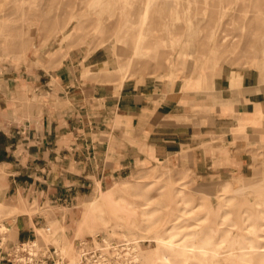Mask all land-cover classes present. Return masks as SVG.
Masks as SVG:
<instances>
[{"label": "rangeland", "instance_id": "1", "mask_svg": "<svg viewBox=\"0 0 264 264\" xmlns=\"http://www.w3.org/2000/svg\"><path fill=\"white\" fill-rule=\"evenodd\" d=\"M259 1L0 0V53L9 60L25 58L38 40L45 45L46 54L62 59L67 54L64 48L71 45L86 57L98 52L107 58L99 66L111 69V74L101 70L105 79L155 76L205 89L222 68L255 67L264 71V0L262 9ZM160 27L164 29L160 31ZM155 35L161 39V49L178 51L174 66L160 69L153 60L144 67L150 62L148 54L159 48L147 45ZM115 39L120 43L129 39L141 42L132 60H123ZM58 47L59 52L51 53ZM168 72H175L176 78L166 76ZM89 73L87 68L85 74ZM259 155L255 175L236 184L208 186L188 167L155 165L143 167L87 198L67 203L41 207L35 200L27 209L8 210L14 196L7 199L3 195L0 221L17 217L20 212L33 215L39 220V240L55 244L73 263L81 261L84 248L90 263L96 264H264V153ZM2 172L6 177L4 169ZM94 200L98 201L94 217L88 218ZM46 225L52 228L49 234L44 230ZM8 232L12 237L10 228ZM204 242L214 248L206 256L190 247ZM242 244L246 251L249 246L260 248L238 255ZM230 248H236V253L230 255L234 251L228 252Z\"/></svg>", "mask_w": 264, "mask_h": 264}, {"label": "crops", "instance_id": "2", "mask_svg": "<svg viewBox=\"0 0 264 264\" xmlns=\"http://www.w3.org/2000/svg\"><path fill=\"white\" fill-rule=\"evenodd\" d=\"M35 42L22 59L0 53V198L14 196L8 210L87 198L155 165L188 167L208 186L255 175L264 71L222 68L205 89L155 76L109 80L98 52L86 57L69 45L60 59ZM6 221L11 243L38 237L33 215Z\"/></svg>", "mask_w": 264, "mask_h": 264}, {"label": "bare ground", "instance_id": "3", "mask_svg": "<svg viewBox=\"0 0 264 264\" xmlns=\"http://www.w3.org/2000/svg\"><path fill=\"white\" fill-rule=\"evenodd\" d=\"M177 3H179L180 2V0H175ZM207 1V0H206ZM202 3H203V1H202ZM160 5H163V4H161V3H159ZM208 4V3H207ZM258 4H259V6L261 7V6H263V1L262 0H260L259 2H258ZM175 6V5H174ZM202 6V5H201ZM204 6H205V4H204ZM206 7V6H205ZM187 8V7H186ZM203 10H204V8H202ZM261 9H262V7H261ZM185 10H189L188 8L187 9H185ZM198 10V9H197ZM201 10V9H200ZM79 11V10H78ZM174 11H176V9L174 10ZM202 11V10H201ZM163 12V11H162ZM176 12H178L179 13V15H181V11H176ZM187 12H189V11H187ZM187 14V13H186ZM189 14V13H188ZM191 14V13H190ZM194 14V13H193ZM178 14H177V18H180V16H179ZM197 15V14H196ZM257 17H258V15L257 14H255ZM83 16V15H82ZM254 17V19H256L257 17ZM188 17V16H187ZM190 17H192V16H190ZM193 17H194V15H193ZM192 17V18H193ZM211 17H212V15H211ZM213 17H214V15H213ZM176 18V17H175ZM189 18V17H188ZM259 18V17H258ZM258 18H257V20H258ZM211 20H212V18H211ZM178 21V20H177ZM191 21V20H190ZM260 22H261V20H260ZM180 23V22H179ZM190 23V22H189ZM212 23V22H211ZM211 23L209 24V26H211ZM183 24V23H182ZM104 25V24H103ZM179 25V24H178ZM189 25V24H188ZM213 25H215V24H213ZM109 26V25H108ZM186 25H184V27H185ZM191 26V25H190ZM113 27H116V26H114L113 25ZM183 27V26H182ZM185 28H187V26L185 27ZM188 28H189V26H188ZM162 29H164L163 27H160V31L162 30ZM177 29V28H176ZM192 29V28H191ZM106 30V29H105ZM180 30V29H179ZM185 30V29H184ZM184 30H183V32H184ZM263 30V29H262ZM110 31V30H109ZM190 31V30H189ZM189 31H188V34H190L189 33ZM192 31V30H191ZM111 32V31H110ZM180 33H182V30H181V32ZM108 35H109V33H108ZM208 35V34H207ZM248 35V34H247ZM106 37H107V35H105ZM227 36H230V35H227ZM252 36V35H251ZM232 37V36H231ZM231 37L230 38H228V40H230L231 39ZM111 38V37H110ZM187 38H188V36H187ZM224 38H225V36H224ZM233 38V37H232ZM107 39V38H106ZM109 39V38H108ZM157 39H159V36H157V35H155L152 39H151V41L147 44L148 45V47H151V46H155V47H159L160 45H161V43H160V41H161V39H159V40H157ZM206 39V38H205ZM222 39V38H221ZM252 39V38H251ZM259 39V38H258ZM113 40V39H112ZM211 40V39H210ZM225 40H227V38L225 39ZM232 40H234V39H232ZM231 40V41H232ZM250 40V39H249ZM248 40V41H249ZM104 41H106V40H104ZM103 41V43H105ZM111 41V40H110ZM212 41V40H211ZM251 41V40H250ZM258 41V40H257ZM106 42H108V41H106ZM228 42V41H227ZM234 42H235V40H234ZM237 42V41H236ZM255 42H256V40H255ZM211 43V42H210ZM222 43V42H221ZM220 43V44H221ZM225 43V42H224ZM229 43H231V42H229ZM241 43V42H240ZM259 43H261L262 44V42H260L259 41ZM115 44H117L118 45V47H117V51L122 55V57H123V60L124 59H126V63L128 62V61H130V60H132V58H133V56L137 53V51L136 50H134V49H136V48H139V46H141V42L140 41H138V39L136 40V41H131V39H129V40H127V41H125V42H123V43H120L119 42V39H115L114 40V45ZM120 44V45H119ZM126 44H128V46L126 45ZM205 44H206V42H205ZM233 43H231L230 45H232ZM236 44V43H235ZM234 44V45H235ZM238 44V43H237ZM236 44V45H237ZM248 44V43H247ZM104 45V44H103ZM213 45V44H212ZM209 46V45H208ZM227 46V45H226ZM229 46V45H228ZM252 46V45H251ZM236 47V46H235ZM248 47V46H247ZM255 47V46H254ZM133 48V49H132ZM228 48V47H227ZM226 48V49H227ZM253 48V47H252ZM225 49V50H226ZM244 49H246V47L244 48ZM254 49V48H253ZM259 49V48H258ZM212 50V49H211ZM237 52V51H236ZM235 52V53H236ZM130 53V55L129 56H127V54H129ZM174 53V54H173ZM203 53V52H202ZM134 54V55H133ZM178 55V51H175V52H172V51H170V50H166V49H161L160 47L159 48H156V51L154 52V53H149L148 54V56H149V60H150V62H146V63H144L143 65H144V67H147L153 60H154V64H155V66H157V67H159L160 69H167V68H170V67H172V66H174V63L176 62V56ZM199 55V54H198ZM242 55H243V53H242ZM125 63V62H124ZM154 66V65H153ZM238 66V65H237ZM149 67V66H148ZM152 67V66H151ZM102 69H104V70H106L107 72L106 73H110L111 72V69H109V68H107L106 66L104 67V68H102ZM235 69V68H234ZM111 74V73H110ZM166 76H168V77H170L171 79H174V78H176V73L175 72H168V73H166ZM252 78V77H251ZM246 79V78H245ZM170 80V79H169ZM249 81V80H248ZM244 82V81H243ZM258 86V85H257ZM263 86V85H262ZM264 87V86H263ZM244 88V87H243ZM249 88V87H248ZM202 91V90H201ZM261 92V91H260ZM259 92V93H260ZM257 93H258V91H257ZM260 102V101H259ZM257 104V103H256ZM251 105H253V103L251 104ZM253 107V106H252ZM195 127V126H194ZM184 187V186H183ZM119 188V187H118ZM180 190V189H179ZM109 191V190H108ZM107 192V191H106ZM178 192H180V191H178ZM182 193V192H181ZM180 193V194H181ZM179 194V193H178ZM182 195V194H181ZM97 203H98V201L97 200H94V201H91V203H90V206H89V213H88V218H92V217H94L93 215H92V213H94V211H95V209H96V207H97ZM143 205H145V204H143ZM192 211H194V210H192ZM184 213V212H183ZM189 213V212H188ZM259 213V212H258ZM186 216V215H185ZM248 216V214L246 215V218H248L247 217ZM178 217V216H177ZM245 217V216H244ZM242 218V217H241ZM178 220H179V218H178ZM188 220V219H187ZM176 221V220H175ZM182 221V220H181ZM242 221H244L243 219H242ZM244 222H247L246 221V219H245V221ZM194 223H195V221H194ZM203 223V222H202ZM175 224H177V223H175ZM220 224V223H219ZM225 225V224H224ZM192 226H193V224H192ZM164 227V226H163ZM185 227H187V226H185ZM194 227V226H193ZM192 227V228H193ZM198 227V226H197ZM258 227V226H257ZM256 227V223H255V228H257ZM171 228V227H170ZM175 228V227H174ZM178 228V227H177ZM255 228H252V229H255ZM197 229V228H196ZM167 230V229H166ZM191 230H193V229H191ZM171 232V231H170ZM170 232H167V233H170ZM180 232V231H179ZM193 232V231H192ZM195 232V231H194ZM230 232V231H229ZM202 233V232H201ZM206 233V232H205ZM211 233H212V231H211ZM209 234H210V232H209ZM213 234V233H212ZM212 234H211V236H212ZM231 234V233H230ZM249 234H251L250 232H249ZM171 235V234H170ZM204 235V234H203ZM162 236V235H161ZM195 236V235H194ZM214 236V235H213ZM216 236H217V234H216ZM203 236H201V238H202ZM205 237V236H204ZM237 237V236H236ZM244 237V236H243ZM187 238V237H186ZM213 238H215V237H213ZM213 238H212V240H213ZM198 239V238H197ZM211 239V238H210ZM239 239V238H238ZM241 239V238H240ZM239 239V240H240ZM160 240L161 241H164L165 239L164 238H160ZM200 240H203V239H200ZM207 240V239H206ZM209 240V239H208ZM204 241H205V239H204ZM216 241H217V239H216ZM243 241V240H242ZM165 242V241H164ZM206 242V241H205ZM201 243V244H199V245H190V247L192 248H196V250L197 249H199V252H201V254H203L204 256H206L208 253H210L211 251H213V249L214 248H212V247H210L209 246V244L208 243ZM214 242V241H213ZM248 242V241H247ZM182 243H184V242H182ZM212 243V242H211ZM232 243H234V241H232ZM237 244H239V243H237ZM236 244V245H237ZM184 245V244H183ZM186 245V244H185ZM184 245V246H185ZM211 245V244H210ZM244 244H242V246L241 247H239L240 249H241V252H239L238 253V255H240L241 253H246V252H256V251H258V249L260 248V246L259 247H255V246H249V248H250V250H244L245 249V247L243 246ZM234 246V245H233ZM186 247V246H185ZM220 247V246H219ZM235 247V246H234ZM237 247V246H236ZM184 248V247H183ZM192 248V249H193ZM222 249V247L220 248V250ZM236 249V248H235ZM235 249L234 248H230L229 250H228V252L230 251V250H234V251H231V254L230 255H232L234 252H235ZM257 249V250H256ZM186 250V249H185ZM188 250V249H187ZM218 250H219V248H218ZM239 250V249H238ZM190 251V250H189ZM224 251V250H223ZM193 252H194V250H193ZM238 252V251H237ZM190 253H192V251H190ZM214 253H216V252H214ZM219 253L220 252H218V253H216L217 255H219ZM236 253V252H235ZM234 253V254H235ZM200 254V255H201ZM215 254V255H216ZM222 254H224V253H222ZM229 254V253H228ZM226 256V255H225ZM234 256V255H233ZM233 256H229L230 258H234ZM236 256H237V254H236ZM228 257V256H227ZM226 257V258H227ZM228 257V258H229ZM191 259V258H190ZM206 259H207V257H206ZM208 260V259H207ZM203 261V260H202ZM186 263V262H185ZM239 263V262H238Z\"/></svg>", "mask_w": 264, "mask_h": 264}, {"label": "built area", "instance_id": "4", "mask_svg": "<svg viewBox=\"0 0 264 264\" xmlns=\"http://www.w3.org/2000/svg\"><path fill=\"white\" fill-rule=\"evenodd\" d=\"M8 229L7 221H0V264H96L90 263L84 248L81 261L73 263L55 244L40 241L38 237L11 243ZM44 230L47 234L52 232L49 225Z\"/></svg>", "mask_w": 264, "mask_h": 264}]
</instances>
